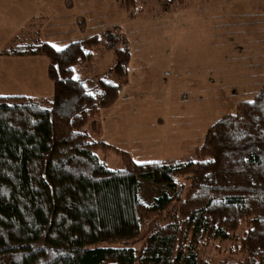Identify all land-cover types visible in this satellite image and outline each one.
Segmentation results:
<instances>
[{"label":"trees","instance_id":"1","mask_svg":"<svg viewBox=\"0 0 264 264\" xmlns=\"http://www.w3.org/2000/svg\"><path fill=\"white\" fill-rule=\"evenodd\" d=\"M112 28L60 49L40 39L7 48L45 56L52 93L0 96V264H202L206 248L210 264H264V84L211 123L190 157L134 162L114 148L123 166L110 170L94 156L110 145L92 134L127 82L129 42ZM102 44L113 52L106 77L74 78ZM141 178L173 193L145 204Z\"/></svg>","mask_w":264,"mask_h":264},{"label":"rangeland","instance_id":"2","mask_svg":"<svg viewBox=\"0 0 264 264\" xmlns=\"http://www.w3.org/2000/svg\"><path fill=\"white\" fill-rule=\"evenodd\" d=\"M124 1L24 0L16 8L14 0H0L10 10L0 15V96L51 93L38 94L34 83L46 85V77L38 80V71L31 72L37 68L25 71L17 64L20 59L6 53L11 45L40 39L60 49L94 33L101 36L107 28L114 31L113 25L122 30L129 42V84L93 118L98 131L93 138L110 145L94 156L110 170L123 166L114 148L134 162L190 157L211 123L250 101L264 84V0H133L129 7ZM112 63L113 52L97 45L92 60L75 67L73 76L88 84L106 77ZM131 93L135 97L127 98ZM177 182L182 198L189 181L179 175ZM162 192L173 190L140 179L143 203ZM149 218L135 247L153 224L166 219L164 214ZM201 256L202 264H210L216 253L206 248Z\"/></svg>","mask_w":264,"mask_h":264},{"label":"crops","instance_id":"3","mask_svg":"<svg viewBox=\"0 0 264 264\" xmlns=\"http://www.w3.org/2000/svg\"><path fill=\"white\" fill-rule=\"evenodd\" d=\"M6 4H2L0 2V5H2V6H0V15L1 16H5L7 14V12L10 11V10H8L6 8V6H4ZM14 4L16 5V8L17 7H21L24 4V0H14ZM11 14H14V13L11 12ZM77 16L81 17L80 14H77ZM26 21H28V20H26ZM10 24H11V22H10ZM12 30H13V28H12ZM10 56H15L18 59H20V60L17 61V64L25 66V71H26L27 68L32 69V70H33L32 67L37 68V70H33L31 72L33 73L35 71H38V80L39 79L40 80H44V77H46V85H43L42 83H38L37 79H36L37 84H36V82L34 83V87L37 89L39 95L40 94H48L49 92L52 93V82H51V80L49 79V77L47 75V71H46L47 59H46L45 56H43V55H10ZM31 57H34V58L30 60ZM43 57H45V58H43ZM32 61H34V64H32L33 63ZM129 62H130V58H129ZM129 62H128V66H129ZM23 73L24 72H15V74H20V75L23 74ZM145 76H144V79H146ZM32 77H35V76L31 75L30 78H29L30 81H31ZM126 84H129L128 79H127ZM41 87H44L42 91H41ZM137 90L141 91V89H137ZM40 92H42V93H40ZM51 93L49 95L45 96V97L50 96ZM36 97L37 98H43L44 96L40 95V96H36ZM134 97H135L134 93L127 94V98H134ZM144 101H146V100H144ZM144 105H145V103H144Z\"/></svg>","mask_w":264,"mask_h":264}]
</instances>
